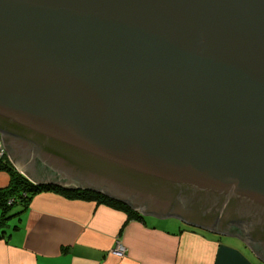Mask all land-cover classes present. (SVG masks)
I'll list each match as a JSON object with an SVG mask.
<instances>
[{
  "label": "water",
  "instance_id": "95a60500",
  "mask_svg": "<svg viewBox=\"0 0 264 264\" xmlns=\"http://www.w3.org/2000/svg\"><path fill=\"white\" fill-rule=\"evenodd\" d=\"M0 132L36 184L264 262V0H0Z\"/></svg>",
  "mask_w": 264,
  "mask_h": 264
},
{
  "label": "crops",
  "instance_id": "0c3cea01",
  "mask_svg": "<svg viewBox=\"0 0 264 264\" xmlns=\"http://www.w3.org/2000/svg\"><path fill=\"white\" fill-rule=\"evenodd\" d=\"M9 183L10 176L0 171V188ZM144 217L131 219L93 200L39 192L18 219L0 227V264H264L236 237L189 226L177 230L175 221L148 225ZM116 240L126 249L122 256L111 251Z\"/></svg>",
  "mask_w": 264,
  "mask_h": 264
},
{
  "label": "trees",
  "instance_id": "16d2710c",
  "mask_svg": "<svg viewBox=\"0 0 264 264\" xmlns=\"http://www.w3.org/2000/svg\"><path fill=\"white\" fill-rule=\"evenodd\" d=\"M0 171H4L10 176L9 185L0 188V227L7 226L9 219L13 216L18 219L20 214L27 209L34 195L43 191L60 192L68 198L93 200L122 210L131 219H142L144 217L138 211H134L128 204L109 198L102 193L84 189H64L56 185L36 184L20 173L7 157L0 159Z\"/></svg>",
  "mask_w": 264,
  "mask_h": 264
},
{
  "label": "rangeland",
  "instance_id": "374dc122",
  "mask_svg": "<svg viewBox=\"0 0 264 264\" xmlns=\"http://www.w3.org/2000/svg\"><path fill=\"white\" fill-rule=\"evenodd\" d=\"M14 165V164H13ZM15 166V165H14ZM17 169V168H16ZM22 173V172H21ZM26 176V175H25ZM31 180V179H30ZM144 218H147V220H146V222H147V224L148 225H161V224H163V223H169V222H172V221H175L176 222V229L178 230V228H184V227H187V226H189L188 228H191V230H195V229H199V228H195V227H192V226H190V225H187V224H185L184 222H181V221H179L178 219H175V218H160V220L159 219H152L150 216H145ZM176 220H178V221H176ZM181 222V223H180ZM171 229V228H170ZM172 229H174L173 227H172ZM199 230H202V229H199ZM239 244H240V246L242 247L243 246V244L242 243H240V242H238ZM242 248H244V247H242ZM245 250V249H244ZM255 259V258H254ZM256 260V259H255Z\"/></svg>",
  "mask_w": 264,
  "mask_h": 264
},
{
  "label": "built area",
  "instance_id": "2783aa9c",
  "mask_svg": "<svg viewBox=\"0 0 264 264\" xmlns=\"http://www.w3.org/2000/svg\"><path fill=\"white\" fill-rule=\"evenodd\" d=\"M3 157L8 158V154H7V151L5 149L3 139L1 136V132H0V159H3ZM111 251L113 254H115L117 256H122L125 254L126 249H125L124 245L119 240H116L115 247Z\"/></svg>",
  "mask_w": 264,
  "mask_h": 264
}]
</instances>
